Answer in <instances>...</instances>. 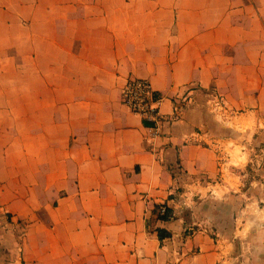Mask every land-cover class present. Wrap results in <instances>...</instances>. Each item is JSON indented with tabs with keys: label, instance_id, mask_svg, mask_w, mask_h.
I'll list each match as a JSON object with an SVG mask.
<instances>
[{
	"label": "crops",
	"instance_id": "1",
	"mask_svg": "<svg viewBox=\"0 0 264 264\" xmlns=\"http://www.w3.org/2000/svg\"><path fill=\"white\" fill-rule=\"evenodd\" d=\"M262 126L264 0H0V264H217L200 210Z\"/></svg>",
	"mask_w": 264,
	"mask_h": 264
},
{
	"label": "rangeland",
	"instance_id": "2",
	"mask_svg": "<svg viewBox=\"0 0 264 264\" xmlns=\"http://www.w3.org/2000/svg\"><path fill=\"white\" fill-rule=\"evenodd\" d=\"M223 102L226 104L225 99ZM236 114L237 111L230 109L231 116ZM246 133L241 144L228 146L237 161L221 158V163L226 164L219 182L228 186L223 189L226 193L218 189L215 199L205 202L200 210V222L209 224L222 255L217 264H264V225L261 224L264 223V127ZM11 227L9 224L7 229L9 241L10 234L14 235L16 230L15 226ZM24 233L25 226L17 229L20 241Z\"/></svg>",
	"mask_w": 264,
	"mask_h": 264
},
{
	"label": "built area",
	"instance_id": "3",
	"mask_svg": "<svg viewBox=\"0 0 264 264\" xmlns=\"http://www.w3.org/2000/svg\"><path fill=\"white\" fill-rule=\"evenodd\" d=\"M122 102L136 115L150 123V137L157 138L161 135L163 122L167 116L160 111L161 99L155 97L152 83L147 78L129 79L121 91ZM185 100H191V95L184 97ZM214 111L226 112V104L223 98L214 94L211 100ZM159 213L164 214L166 206L161 205Z\"/></svg>",
	"mask_w": 264,
	"mask_h": 264
},
{
	"label": "trees",
	"instance_id": "4",
	"mask_svg": "<svg viewBox=\"0 0 264 264\" xmlns=\"http://www.w3.org/2000/svg\"><path fill=\"white\" fill-rule=\"evenodd\" d=\"M166 211L164 214H160L159 213V208L161 207V205H158L155 207V210L157 215H158V220L159 221H163V222H166V221H169L172 216H173V211L170 207H168L166 204ZM157 232H158V235H159V238L162 240V239H165V238H168L171 236V233L165 229H162V228H157Z\"/></svg>",
	"mask_w": 264,
	"mask_h": 264
}]
</instances>
